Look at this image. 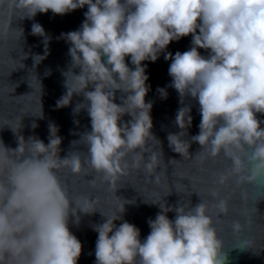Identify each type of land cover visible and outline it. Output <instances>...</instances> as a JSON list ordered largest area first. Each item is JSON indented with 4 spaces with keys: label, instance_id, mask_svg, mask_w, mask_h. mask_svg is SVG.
Wrapping results in <instances>:
<instances>
[{
    "label": "clouds",
    "instance_id": "clouds-1",
    "mask_svg": "<svg viewBox=\"0 0 264 264\" xmlns=\"http://www.w3.org/2000/svg\"><path fill=\"white\" fill-rule=\"evenodd\" d=\"M5 4L13 15L0 21V35L18 31L22 40L24 29L13 27L14 22L49 11L64 16L87 6L79 29L58 37L69 45L70 61L62 70L66 92L56 107L71 106L74 97H82L73 112H86L90 129L79 133L61 157L62 137L55 123L48 125V143L25 138L23 125L7 126L17 146L0 138V264H78L83 245L69 224L78 227L82 214L96 211L87 197L70 196L63 170L88 175L91 169L114 188L131 167L160 183L164 152L152 131L154 102L146 100L151 86L144 62H156L161 54L171 62L168 87L177 92L180 104L173 121L178 131L167 135L169 148L198 164L227 161L217 174L218 185L231 181L236 187L264 188V120L257 115L264 114V0H0V6ZM31 34L43 38L45 55L33 57L38 65L52 38L40 23L32 24ZM189 35V50L167 51L171 42ZM157 91L168 98L167 88ZM193 102L201 120L199 133L190 136ZM125 116L130 119L124 121ZM37 117L43 118V109ZM193 143L200 145L195 155ZM210 194L213 202L200 195L196 204L146 201L160 211L148 220L150 233L144 240L140 229L123 219L125 205L135 201L126 200L113 216L101 212L104 221L92 225L98 233L95 264H227L215 225L228 214L229 202L215 188ZM231 228L240 233L243 225L236 220ZM234 248L249 249L247 242Z\"/></svg>",
    "mask_w": 264,
    "mask_h": 264
},
{
    "label": "water",
    "instance_id": "water-1",
    "mask_svg": "<svg viewBox=\"0 0 264 264\" xmlns=\"http://www.w3.org/2000/svg\"><path fill=\"white\" fill-rule=\"evenodd\" d=\"M86 11L87 6L64 16L54 15L49 11L47 14H38L34 20L16 21L13 27L24 29L23 40L18 31H9L6 36L0 35V128H2L0 138L7 146L13 148L17 146L16 135L7 126L19 128L23 125L21 134L25 138L36 136L48 143V125L53 122L58 126L59 135L62 137L60 155L63 157L70 150L71 142L80 138L78 134L90 129V118L87 113L81 112L77 115L73 112L76 102L82 100V97H74L71 106L56 107L57 101L66 92L62 70H66L70 61L69 45L58 37L62 33L79 29ZM12 15L6 4L0 6V21H6ZM33 23H40L52 38L45 58L39 63L40 58L37 57L38 65L35 64L33 57L37 54L44 56L45 48L43 38L31 34ZM191 41L190 35L173 41L167 51L173 55L177 51H187L191 47ZM199 51L203 56L208 55L204 49ZM25 53L28 54L27 59H24ZM126 62L130 67H134L130 58H127ZM144 63L147 65L146 74L149 76L147 83L151 86L146 100L154 102L151 112L154 123L152 131L162 141L164 152L158 169L162 173L161 180L157 184L146 177L142 170L129 167L127 174L120 176L113 188L91 169L88 170V175H73L67 169L62 171L61 176L70 196L73 199L87 197L94 202L93 209L96 211L94 214H82L78 227L69 224L70 230L83 245L78 264H95L98 233L93 230L92 225L104 221L101 212L106 216H113L119 213L126 200L135 201L125 205L123 219L138 227L141 231V240H144L150 233L148 220L155 219L160 211L158 206L150 203H164L165 200L172 206L182 199L184 203L191 200L196 204L200 201L199 195L202 199L213 202L215 198L210 194L213 188L218 191L221 198H226L229 202V212L226 216L219 219L214 216L218 235L228 253L227 264H264V188L247 184L236 187L231 181L218 185L215 183L217 174L227 168V161L222 158L207 159L198 164L192 157L183 159L169 148L167 135L169 132L178 131L173 121L180 107L177 92L168 87L171 83L168 74L171 62L165 60L161 54L156 62ZM49 70L51 74L45 75ZM158 88H167L169 93L167 99L160 97ZM117 95L119 96V93ZM116 102L120 103V100L117 99ZM42 109L43 118H39L37 116L42 114ZM191 114L193 124L188 131L190 136H194L199 133L198 125L201 120L198 104L195 102ZM257 115L259 119L264 120V114ZM128 119H130L128 116L123 118L124 121ZM76 120H79V124L75 123ZM33 122L38 127L33 128ZM261 126L264 127V124ZM150 146L153 150H159L155 142H150ZM78 148L82 157L86 156V149L82 145ZM199 148L198 143H193L190 152L195 155ZM171 159L175 160L169 164L168 161ZM93 179L94 184L91 183ZM168 216L169 219H174L175 213L170 212ZM236 220L243 225L240 233H234L231 228L232 221ZM115 223L119 226L121 221ZM244 242H247L249 249L234 248L243 246Z\"/></svg>",
    "mask_w": 264,
    "mask_h": 264
}]
</instances>
